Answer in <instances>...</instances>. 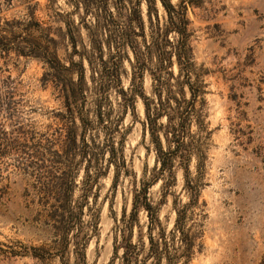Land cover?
<instances>
[{
  "label": "rangeland",
  "instance_id": "obj_1",
  "mask_svg": "<svg viewBox=\"0 0 264 264\" xmlns=\"http://www.w3.org/2000/svg\"><path fill=\"white\" fill-rule=\"evenodd\" d=\"M169 1L184 7L186 31L167 33L170 43L161 40V50L174 47L188 60L178 64L174 52L170 65L164 56L159 60L151 30L164 31L167 15L159 0L150 3V27L147 3L141 0L143 32L133 24L141 75L133 80L138 64L124 46L115 54L117 84L102 75L96 59L110 60L115 53L135 0H0L1 22L26 23L27 7L38 2L34 18L50 28L51 36L69 30L57 54L65 65L69 55L75 69L82 62V94L72 109L75 125L84 121L85 141L96 161L87 171L91 178L101 172L85 194L86 162L81 163L72 199L82 201V214L62 221L42 191L51 177L48 161L30 163L20 152L33 148H14L0 158V264H124V227L138 249V257L127 264H140L149 220L142 208L131 215V207L143 188L157 218L151 235L161 247L164 238L173 264H264V0ZM161 62L159 76L166 83L159 87L150 71ZM47 72L42 61L14 50L3 57L0 50V78L9 76L0 84V137L15 135L17 122L43 132L59 121L56 113H65L63 94ZM188 84L195 98L179 146L184 157L170 155L172 166L162 172L145 107L162 111L156 134L162 150H172L171 134V141L163 134L168 106L178 102L179 112L187 105ZM178 122L176 116L169 125ZM56 165L57 175L63 166ZM158 264H167L166 256Z\"/></svg>",
  "mask_w": 264,
  "mask_h": 264
},
{
  "label": "trees",
  "instance_id": "obj_2",
  "mask_svg": "<svg viewBox=\"0 0 264 264\" xmlns=\"http://www.w3.org/2000/svg\"><path fill=\"white\" fill-rule=\"evenodd\" d=\"M140 2L141 0H135L133 5L129 8L128 14L126 15L128 18L127 30L121 34V37L117 41L118 44L115 45L116 51L110 57V60H103L101 55L97 56L96 59L97 65H99V70L101 71L102 75L109 77L111 81H115L117 84L119 83V63L115 56L118 55L119 48L122 50L124 46L129 47L136 63L138 64L136 65V72H133V80L135 79L136 74L139 76L141 75L140 72L142 69L140 64L142 61L134 45V37L135 35H138V31L134 29L135 25H133L135 23L139 31L143 32V20L141 11L139 10ZM159 2L167 15V21L169 25L164 31H161L159 27H157L155 30H151V36L152 39H154L152 43L154 44L155 49L158 51L160 61L164 56L163 61L166 60L167 64L170 65L171 56L174 55V52L176 54L177 63L180 64L182 60H188V57L185 53L181 55L179 52L174 51V47L172 52H166L165 50L162 52L161 49L162 45H164V42L170 43V41L166 39V35L170 31H175L180 36L185 34L186 21L184 7L177 9L170 3L169 0H159ZM130 3L132 2L130 1ZM146 3L148 7L146 12L147 19L149 21V26L152 27L153 25L149 13V4L151 3L153 4L151 6H154L155 0H146ZM37 6L38 2L27 7V13L30 17V20L26 23L14 20H4L3 22L0 21V50L3 52V57H7L9 53L14 50L15 55L17 56H29L38 61H42L48 69L47 75H49V81L53 83V88L58 89L60 93L63 94V106L65 107V113H56L55 115L57 118H59V121H56L55 126H52V124H47L43 132L35 131L34 126L31 123L21 124L20 122H17L19 125L15 130H13L16 131L15 135L9 137H0V158L10 154L14 148L20 150L25 148H33L34 150L31 153H28L25 150L20 152L24 153L25 156L31 159L30 163L41 161V164H43L48 161L49 164L47 166V173L51 177L42 184L44 197H46L47 200L52 199L54 201L51 207H54L56 212L59 211L60 219L62 221L64 220L73 222L80 214H82V201L72 199L73 190L76 186L75 179L79 166L82 162H86V178L85 180H82V183H84L86 186V188H84L85 190H83L85 194L86 189L90 190L92 183L101 174L100 171H96L94 173L95 176L91 178V175L87 171V167L91 166V163H95L96 161L93 158V155L90 153L91 147L85 141L84 133L86 127L84 125V121L83 119H80V127L82 130L78 134L77 129L79 125H75V116L72 109V106L77 104L78 96L81 93V89L83 87L84 68L82 62H79L77 64L78 69H75L73 67V61L69 59V55H66L63 58V60L68 61V65L61 63V60L57 54V46L63 40V38L69 34V30H66L63 34L56 33L57 38L51 36L50 28L42 27L41 23L34 18V13ZM161 40H164V42L161 43ZM168 54L170 55V58L168 57ZM87 62L90 67L91 61L88 60ZM163 65L164 63L161 62L160 65L156 67L155 71H150L152 76H154L156 79V82H158L157 84L159 87L166 83L162 82L159 76L160 68ZM73 75H75L74 81ZM8 79L9 76L4 79L0 78V84L6 83ZM41 82L44 86L48 82L45 74L41 78ZM188 91L190 93V98L187 101V105L183 107L181 111L178 112V110H176L178 107V102L174 107H172L170 103L168 106L170 112L167 113V124L163 134L166 141H174L175 146L172 150L168 149L163 151L158 135L156 134V120L162 115V111L153 113L148 107H145V117L153 139L156 159L160 162L159 171L163 172L164 170H170L172 166V157L170 155L179 154L178 156L180 158L184 157L182 151L179 150V146L183 143V137L186 130L185 126L186 123H188L190 110H192L193 106V99L195 98V93L189 84ZM14 93V91L9 92L7 94V98L12 101L13 99L11 98L13 97ZM141 94L142 93H140V96L144 98ZM162 103L163 102L160 100L161 105ZM131 107L133 108L132 105ZM176 116L178 117L179 122L177 123V126L171 127L172 125L169 124ZM13 131L9 133L12 134ZM169 134H171V140H169ZM47 155L51 158L47 157ZM111 155H113L112 151ZM34 159L36 160L34 161ZM57 163L61 164L63 169L59 172V174L56 175L54 173L58 172L60 169V167H56ZM3 190L4 188L0 187V198L3 196ZM85 194L81 196H84ZM139 208H142L146 212L149 220L147 226V252L145 256L140 259V264H146V261L149 259L152 260L150 264H158L162 257L165 256L167 259V264H173L174 259L168 255L167 245L164 238L162 239L163 245L161 247L159 241L154 240V237L151 235L153 222L157 220V218L155 217L154 208H152L151 204L147 201L144 188L134 194L131 215H134V213ZM126 231L127 227H124L120 242V247L123 248L122 255L124 264H127L129 261L135 260L138 257L137 245L130 242V234H126ZM116 249L117 247H115V250Z\"/></svg>",
  "mask_w": 264,
  "mask_h": 264
}]
</instances>
